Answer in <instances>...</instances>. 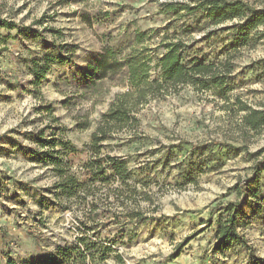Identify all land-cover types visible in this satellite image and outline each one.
Masks as SVG:
<instances>
[{
    "label": "rangeland",
    "instance_id": "obj_1",
    "mask_svg": "<svg viewBox=\"0 0 264 264\" xmlns=\"http://www.w3.org/2000/svg\"><path fill=\"white\" fill-rule=\"evenodd\" d=\"M195 1L11 0L13 5L19 4L11 7L9 0H0L2 19L22 29L30 28L29 32L0 28V128L11 125L0 135V164L10 169L12 165H27L26 172L38 173L32 177L36 182L49 178L40 169L51 166L54 172L53 165L40 157L41 152L51 149L41 146L37 138L68 142L67 148L76 152L60 144L54 148L62 151L65 162L82 159L86 164L90 158L84 150L89 148L84 137L91 140L98 119L115 94L128 89L123 80L125 68L112 80L90 82L85 77L89 64L99 60L101 54L111 51L121 62L128 55L155 59L163 52V41L181 38L187 60L198 57L220 64L229 59L233 65L224 86L228 88L226 95L216 89L181 86L177 92L141 105L139 123L115 132L104 142L101 160L109 154L126 161L129 182L137 192L128 199L143 204L145 209L126 213L122 221L110 208H104L101 212L105 213L94 217L96 223L84 226L94 236L105 230L112 233L102 246L81 238V243L84 239L86 244L97 246L86 252L93 264H193V260L195 264H226L220 258L231 259L233 255L237 257L233 264H251L252 255L264 258L258 254L264 246V152L258 153L264 148V127L256 133L243 125L244 107L260 109L264 105V21L243 37L236 34L242 23L239 18L215 23L200 14H176L163 6L193 5ZM242 1L250 10H264V0ZM95 43L100 44L99 49L85 46ZM49 59L45 77L34 84V62L41 68ZM28 74L32 78L22 82ZM151 78H158L157 70H151ZM85 116L91 125L80 129L78 123ZM38 125L42 127L36 131L25 130ZM70 133L72 138L65 140ZM73 140L83 141L84 149H77ZM257 164L260 169L254 174ZM11 170L19 171V167ZM106 175L109 182L95 183L100 190L95 194L97 201L115 200L123 205V200H116L120 181L111 176V169L107 168ZM87 176L80 182L88 180ZM243 183L249 194L242 200L237 230H246L243 241L247 246L239 242L215 250L219 211L212 216L211 212L220 204L240 200ZM220 188L224 190L218 193ZM21 193L33 197L45 211L55 206L51 197L40 195L31 182L0 168V196L4 201L0 202V222L10 220L17 232L25 229V221L46 227L37 216L29 218L17 210L27 207ZM55 194L61 195L57 190ZM209 232L211 238L205 244ZM2 235L6 238L7 231ZM55 252L25 257L13 254L12 247L6 246L0 249V264H5L8 257L17 264L29 263ZM177 252L180 255L170 259Z\"/></svg>",
    "mask_w": 264,
    "mask_h": 264
},
{
    "label": "trees",
    "instance_id": "obj_2",
    "mask_svg": "<svg viewBox=\"0 0 264 264\" xmlns=\"http://www.w3.org/2000/svg\"><path fill=\"white\" fill-rule=\"evenodd\" d=\"M163 6L167 10L174 11L176 14H179L181 11L187 12V14H200L215 23H219L225 19L239 18L242 20V23L237 29L236 34L243 37L248 35L251 30L256 29L264 21V10H250L242 0H197L193 5L166 3ZM0 28H16L18 31L24 32H29L30 30L28 26L22 29L16 23L2 19L1 17ZM161 45L163 52L155 59L150 55H128L121 62L118 60L116 53L108 51L106 54H101L99 60L89 64V70L85 74V77L90 82L103 79L112 80L120 73L122 68H125L123 80H125L128 89L115 94L108 110L100 116L96 123V128L91 134L92 144L90 148L91 152L95 154V158L89 159L84 164V167L88 170L86 173L88 180L85 182L67 181L55 185V189L60 191L61 194L74 195L84 192L87 195L95 196L100 191L99 187L95 186V183L97 181L109 182L110 177L106 175L108 168L111 169V176L115 180L120 181L121 184V188L117 191L118 195L116 200H123L124 197L127 199L134 198L137 192L129 182L130 170L127 167L126 161L109 154L106 155L105 161L101 160L100 151L104 147V142L109 140L115 132H120L127 128H134L140 121L137 114L141 105L151 99L177 92L181 86L191 85L197 89H216L217 93L226 95L228 88L224 86L228 81L233 67L229 59L220 64L213 62L207 63L205 58L198 57L187 60L184 54L186 46L181 38L163 41ZM58 59H60V62H63L62 58ZM50 61L51 59L47 60V63L41 68L37 66V61L34 62L32 70L35 78L34 84L37 85L45 77V73L49 70ZM152 69L158 71V78H151ZM244 109H247L246 114L243 116L245 129L259 133L264 127V105L260 109L246 107ZM90 125L87 116H85L82 122L78 123L80 129H88ZM40 132L42 135V130ZM37 139L41 146H48L51 149L41 152V160L51 163L55 174L63 175L66 167L70 164L64 161L61 155L62 151L56 150L54 147L60 144L72 152H76L77 150L75 148H67L69 143L61 139H43L41 137ZM263 152L264 148L258 151L259 154ZM104 163H106L105 166ZM259 169L257 164L254 174ZM252 179L253 176L247 181L250 182ZM247 192L249 194V188L245 187L243 183L239 190L241 194L240 200L220 204L212 210L211 216L213 213L219 211V218L215 228V250L228 249L232 244L239 242L247 246L237 230L238 223L240 222L239 214L241 203ZM91 207L95 212V216L105 213V210L101 212V209L100 211H96L99 208V203L96 201H93ZM135 214L146 219L142 216L143 214L141 212H135ZM210 222L212 221L210 220ZM83 241L85 244L84 251H81L76 246L72 248L58 247L54 254L44 259H34L24 264H78V262L85 259V253L87 251H92L97 247L95 244H86L84 239ZM179 251L181 250L179 249ZM102 255H105L104 251H102ZM179 255L180 252L172 254L170 259H174ZM5 264H17V262L13 258L8 257L6 258ZM251 264H264V258H257L252 255Z\"/></svg>",
    "mask_w": 264,
    "mask_h": 264
},
{
    "label": "clouds",
    "instance_id": "obj_3",
    "mask_svg": "<svg viewBox=\"0 0 264 264\" xmlns=\"http://www.w3.org/2000/svg\"><path fill=\"white\" fill-rule=\"evenodd\" d=\"M22 3L23 0H20ZM9 4L11 7H19V4H12L11 0H9ZM7 16V13H5ZM17 22L19 23V19L17 18ZM94 46L97 49L100 48L99 43H95L93 45H85ZM27 55V53H24ZM8 67H12L8 65ZM50 76L54 74L49 73ZM32 78L31 74H28L22 78V82L26 83L27 80ZM0 90H3V85H0ZM50 98V97H49ZM38 102V101H34ZM14 121L13 123H16ZM62 123H68V121H61ZM44 123H48L47 120ZM8 126L0 128V135L7 131ZM42 127V125L36 126L33 129H25L27 131H36ZM73 134H68L64 136L65 140L71 139ZM84 140L87 141L89 148L84 149V142H77L73 140L77 149H84L89 152V158L94 159L95 154L91 152V144L92 141L85 136ZM24 143H29L28 141H24ZM35 147V145H32ZM100 155H104V153H100ZM85 161L82 159H77L70 165H68L65 169L63 175H57L55 172L51 170V166L49 168L40 169L41 172H44L49 178L36 182L32 180V177L36 176L37 172L25 171L28 167L27 165L16 166L12 165L11 169H15L19 167V171H12L6 164H0V168H3L6 171H11V174L21 180L31 182L33 184V188L40 192V195L43 197H51L52 201L55 202L54 207H49L47 211L40 207L38 203L35 202L33 197L21 193V197L27 201V207L23 209H17L24 216H28L31 218L32 216H37L41 223L47 225L46 227H41L40 224L31 225L28 221H25V229L21 232H17L15 228L12 227L10 220H4L0 222V249L5 248L6 246H11L13 249V254L20 253L22 256H28L29 254L39 253L43 251L55 252L56 246L59 245L61 247L64 246H75L78 245L81 251L85 250L84 244L81 243V238L85 237L89 241H95L98 246H102L107 241L105 237L112 235L107 230L100 235L94 236L92 231H85L86 225H92L96 223L95 220V212L93 211L91 204L93 201L99 203V208L96 211H100V209L110 208L111 211L121 217L123 221L126 213L131 211H143L145 206L143 204H134L132 199H123V205L116 202L115 200L109 201L107 199H103V201H97L95 196L87 195L84 192L72 194H61L56 195V189L53 187L54 185H59L67 181H75L80 182L83 181L86 177L87 169L84 167ZM23 173V174H21ZM11 186V185H10ZM116 188L115 185L112 186ZM51 189V192H45L43 189ZM223 188L217 189V192L223 191ZM107 191V190H105ZM86 197V198H85ZM39 197H37L38 199ZM138 199V198H136ZM0 202L3 201V197L0 196ZM55 214V218L53 219V215ZM79 229V231L77 230ZM7 231L8 235L5 238L2 233ZM95 231V229L93 230ZM115 231V229H114ZM240 236L246 237V230H241ZM211 238V233L207 234L205 244L207 239ZM116 247H119L117 245ZM123 251V249H120ZM258 254L264 256V246L260 247L258 250ZM115 255V253H113ZM220 260L226 261V264H233V261L237 260V257L233 255L231 259L228 257H221ZM78 264H93V261L87 258V253H85V259L83 261L78 262ZM109 264H115L114 261L109 262ZM193 264H195V260H193Z\"/></svg>",
    "mask_w": 264,
    "mask_h": 264
}]
</instances>
